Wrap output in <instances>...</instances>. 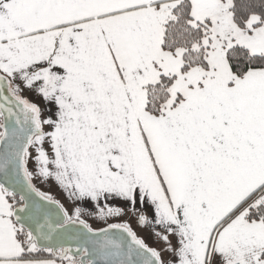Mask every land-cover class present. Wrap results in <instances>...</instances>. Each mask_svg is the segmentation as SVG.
<instances>
[{
    "label": "snow or ice",
    "instance_id": "obj_1",
    "mask_svg": "<svg viewBox=\"0 0 264 264\" xmlns=\"http://www.w3.org/2000/svg\"><path fill=\"white\" fill-rule=\"evenodd\" d=\"M0 264H264V0H0Z\"/></svg>",
    "mask_w": 264,
    "mask_h": 264
}]
</instances>
